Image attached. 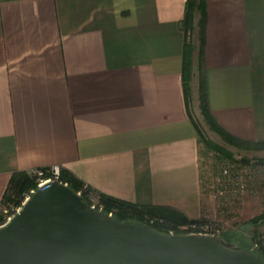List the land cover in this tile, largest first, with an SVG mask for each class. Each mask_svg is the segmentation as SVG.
Here are the masks:
<instances>
[{
	"label": "crops",
	"instance_id": "obj_1",
	"mask_svg": "<svg viewBox=\"0 0 264 264\" xmlns=\"http://www.w3.org/2000/svg\"><path fill=\"white\" fill-rule=\"evenodd\" d=\"M186 1L0 0V203L15 173L59 163L113 197L214 214L185 54L193 104L203 81L227 131L264 141V0H206L202 64Z\"/></svg>",
	"mask_w": 264,
	"mask_h": 264
},
{
	"label": "water",
	"instance_id": "obj_2",
	"mask_svg": "<svg viewBox=\"0 0 264 264\" xmlns=\"http://www.w3.org/2000/svg\"><path fill=\"white\" fill-rule=\"evenodd\" d=\"M0 264H264L224 235L163 232L120 220L47 181L0 224Z\"/></svg>",
	"mask_w": 264,
	"mask_h": 264
},
{
	"label": "built area",
	"instance_id": "obj_3",
	"mask_svg": "<svg viewBox=\"0 0 264 264\" xmlns=\"http://www.w3.org/2000/svg\"><path fill=\"white\" fill-rule=\"evenodd\" d=\"M63 166L59 163H54L47 166L31 167L26 173L32 177L34 184L29 190L24 191L18 201L3 199L0 203V224L10 219L15 212H17L25 199L31 195L33 190L47 182H62L69 185V181L63 177ZM264 181V163L257 164L250 162L243 163L237 159H228L221 164L219 171L213 177V190L212 194L217 196L216 208L223 215L229 210L231 205V195L234 192L241 194V192L256 191V183ZM251 186V187H250ZM89 203L93 204L96 208L104 211L105 204L101 200L100 192L92 187L89 183H83L75 190ZM12 198H14L12 196ZM15 199V198H14ZM115 209H110L107 214L114 215ZM142 217L145 222L149 224H161L167 228V233L180 232V233H198V234H213L221 235L226 231L228 222L222 217L206 216L204 218H197L190 220L184 224L179 225L178 228L171 227L173 222L168 221L165 217L157 214H152L146 211L142 212ZM250 248L255 252H261L264 255V231L254 234L251 237Z\"/></svg>",
	"mask_w": 264,
	"mask_h": 264
},
{
	"label": "trees",
	"instance_id": "obj_4",
	"mask_svg": "<svg viewBox=\"0 0 264 264\" xmlns=\"http://www.w3.org/2000/svg\"><path fill=\"white\" fill-rule=\"evenodd\" d=\"M195 19H197L198 31L200 36V45H199V64H202L203 53H204V29L206 22V0H187L186 1V13L184 24L187 29H192L194 26ZM192 50L193 46L189 43V50L185 54L186 61L183 66V85L185 89V96L187 105L191 107L192 103ZM199 106L204 118L205 123L209 129L217 133L227 144L236 146L240 149H257L264 148V141H252L237 137L227 131L217 120L213 114L208 100L207 88L202 81L199 88ZM197 130L199 133V139L204 144L206 149H214L215 152H221V156L224 154L232 157V152L226 149L222 144L216 142V140L208 137L202 130V128L197 123ZM264 163V159H260ZM63 177L69 181V186L74 190H77L78 187L83 183L82 180L78 179L73 173L68 171L66 168H63ZM33 182L28 178L25 171L15 173L12 176L11 183L9 184L5 196L3 199L9 200L12 198L14 190L17 191L23 187L31 185ZM100 197L103 203L105 204L104 212H108L110 209H115L114 217L120 220L135 221L145 223L151 227L157 228L160 231L167 232V228L161 224H149L145 222L142 217V212L146 211L152 214H157L165 217L168 221L173 223H182L188 222L190 220L184 214L178 212L177 210L165 209L160 206H145L136 204L124 199L113 197L100 192ZM264 219V214L257 218ZM1 222V216H0ZM228 238V237H227ZM242 245V244H241ZM244 246V245H243ZM247 247V246H246ZM263 259L264 255L261 252H257Z\"/></svg>",
	"mask_w": 264,
	"mask_h": 264
},
{
	"label": "rangeland",
	"instance_id": "obj_5",
	"mask_svg": "<svg viewBox=\"0 0 264 264\" xmlns=\"http://www.w3.org/2000/svg\"><path fill=\"white\" fill-rule=\"evenodd\" d=\"M192 109L197 123L202 128L203 132L208 137L216 140V142L222 144L226 149L233 153L232 157L226 154H224V156H221L222 154L220 151L215 152L214 149L208 150L204 148L203 155L201 156V170L205 192L209 191L210 193H212L213 177L219 171L221 164L228 159H237L246 164L250 162L263 164L260 159H264V148L240 149L236 146L227 144L217 133L209 129L204 121L200 106L197 101L194 104L192 102ZM27 176L33 183L27 187L19 189L18 191L15 189L12 194L15 199H11L18 201L20 195L24 191L29 190L31 186H33L34 181L32 177H30L28 174ZM255 188L256 191L254 192L247 191L241 192V194L234 192L230 194L231 205L229 207V210L226 211L223 215L219 212V209L216 208L217 196L212 194L214 197L213 201L215 202V210L214 214L209 215V218L216 215H218V217L223 216V218L227 220L228 225L226 231L221 235H224L229 239L236 240L240 244L247 246L248 248L251 247V237L262 230L264 231V219L260 218L259 220H257L258 217L264 214V181H258ZM204 217H206V215H202L199 218ZM184 223L186 222L172 223V225L170 226L178 228L179 225Z\"/></svg>",
	"mask_w": 264,
	"mask_h": 264
}]
</instances>
